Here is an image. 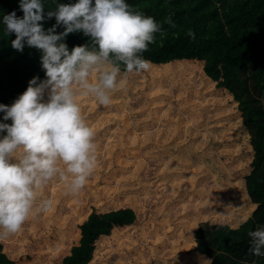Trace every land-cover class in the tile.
I'll return each instance as SVG.
<instances>
[{
  "label": "rangeland",
  "instance_id": "374dc122",
  "mask_svg": "<svg viewBox=\"0 0 264 264\" xmlns=\"http://www.w3.org/2000/svg\"><path fill=\"white\" fill-rule=\"evenodd\" d=\"M75 2L49 0L45 30L55 24L47 12L56 3ZM166 2L141 0L132 9L161 25L155 40L167 28ZM18 6L19 0H0V21ZM25 52L40 54L27 46ZM202 66L176 62L121 74L123 88L111 93L109 106L78 93L95 133L97 166L78 195L58 177L38 190L36 204L47 199L51 207L34 210L19 232L0 238L12 264H61L90 213L119 209H131L135 222L97 240L89 264H204L193 252L197 225L237 227L254 206L244 188L253 157L247 132L232 97Z\"/></svg>",
  "mask_w": 264,
  "mask_h": 264
},
{
  "label": "clouds",
  "instance_id": "9594fccd",
  "mask_svg": "<svg viewBox=\"0 0 264 264\" xmlns=\"http://www.w3.org/2000/svg\"><path fill=\"white\" fill-rule=\"evenodd\" d=\"M19 10L22 17L13 11L0 23L7 36L15 35L13 49L40 51L45 78L33 77L11 105L0 103V238L19 232L34 210L51 207L50 200L42 199L39 205L36 201L38 190L53 178L64 181L71 195L85 187L97 166L95 133L76 97L90 95L109 106L111 93L123 88L121 65L125 73L150 70L143 53L161 32L153 17L133 11L126 0L56 3L47 12L48 20L55 18L47 30L43 0H19ZM164 22L175 26L171 16ZM75 32L83 33L88 42L69 50L65 39ZM187 35L195 38L191 30ZM248 236L249 252L264 257V225Z\"/></svg>",
  "mask_w": 264,
  "mask_h": 264
},
{
  "label": "trees",
  "instance_id": "16d2710c",
  "mask_svg": "<svg viewBox=\"0 0 264 264\" xmlns=\"http://www.w3.org/2000/svg\"><path fill=\"white\" fill-rule=\"evenodd\" d=\"M48 1L43 0L44 12ZM140 1L126 0V3L133 9ZM166 1L165 17L171 16L175 26L166 23V31L149 44L144 58L151 66L176 62L202 64L206 78L232 97L253 153L251 172L244 177L246 197L254 206L251 215L237 227L199 223L193 232V252L212 264H264V257L249 252L248 236L249 231L264 225V0ZM14 11L23 16L19 6ZM189 30L195 34L194 39L187 35ZM14 39V34H5L2 24L0 103L5 105H11L33 77L45 78L41 53L33 56L25 48L23 52L13 49ZM87 42L88 38L80 32L65 39L69 50ZM121 74H127L123 65ZM2 117L0 113V122ZM135 219L131 209L90 213L79 226L78 245L70 249L61 264H89L97 240L107 238L115 228L132 225ZM2 249L0 244V264H12Z\"/></svg>",
  "mask_w": 264,
  "mask_h": 264
}]
</instances>
